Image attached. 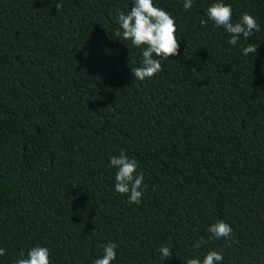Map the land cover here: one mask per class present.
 Listing matches in <instances>:
<instances>
[{
  "label": "trees",
  "instance_id": "16d2710c",
  "mask_svg": "<svg viewBox=\"0 0 264 264\" xmlns=\"http://www.w3.org/2000/svg\"><path fill=\"white\" fill-rule=\"evenodd\" d=\"M133 2L0 0V264L34 246L51 264H93L109 241L112 264L209 251L264 264V0H223L233 22L248 13L260 25L235 47L208 20L216 0L187 12L153 0L176 21L179 55L144 81L131 70L142 49L115 35ZM249 44L256 55L242 54ZM121 151L145 177L138 205L114 188ZM218 221L231 246L209 238Z\"/></svg>",
  "mask_w": 264,
  "mask_h": 264
},
{
  "label": "clouds",
  "instance_id": "9594fccd",
  "mask_svg": "<svg viewBox=\"0 0 264 264\" xmlns=\"http://www.w3.org/2000/svg\"><path fill=\"white\" fill-rule=\"evenodd\" d=\"M194 0H183L185 12L193 8ZM134 7L126 13L118 12L117 23L119 25L116 36H121L124 40L131 42L132 46L142 49V61L140 66L132 70L134 79L144 81L151 79L162 71V60H169L170 57L179 55V40L176 37V21L163 8L154 5L153 0H134ZM57 12L63 7L61 3H56ZM208 20L214 22L217 27L223 29L231 36L229 43L236 46L241 38L247 40L256 32L260 31V25L256 19L244 13L236 22L232 20V8L223 0H216L207 8ZM207 24V20H201V25ZM242 54L247 56L257 54V46L249 44L241 49ZM109 167L116 169L115 191L121 195L128 196L129 204H140L147 185L144 184V174L138 172V164L134 159H130L125 152L121 151L119 156L110 158ZM209 238L212 240H225L231 246L232 228L224 221H218L207 229ZM203 241L193 244L194 248H199ZM103 255L93 261V264H112L117 257L118 244L109 241L101 245ZM160 254L163 260L171 258L172 252L169 247L161 246ZM6 249L0 248V256H4ZM223 255L217 251H209L203 259L189 258L187 264H220ZM15 264H51L50 252L47 247L34 246L27 251L21 249Z\"/></svg>",
  "mask_w": 264,
  "mask_h": 264
}]
</instances>
